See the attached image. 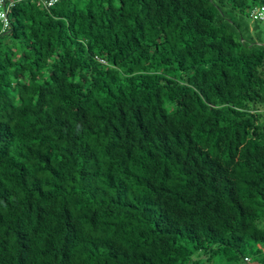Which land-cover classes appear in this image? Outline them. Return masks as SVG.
I'll use <instances>...</instances> for the list:
<instances>
[{"label": "trees", "instance_id": "1", "mask_svg": "<svg viewBox=\"0 0 264 264\" xmlns=\"http://www.w3.org/2000/svg\"><path fill=\"white\" fill-rule=\"evenodd\" d=\"M13 1L0 264H264V0Z\"/></svg>", "mask_w": 264, "mask_h": 264}, {"label": "built area", "instance_id": "2", "mask_svg": "<svg viewBox=\"0 0 264 264\" xmlns=\"http://www.w3.org/2000/svg\"><path fill=\"white\" fill-rule=\"evenodd\" d=\"M56 0H47L45 1V5L51 6L55 3ZM13 0H0V24L2 26V30H5L9 27V19H8V11L13 6ZM251 17L253 19H264V11L262 10H254L251 13Z\"/></svg>", "mask_w": 264, "mask_h": 264}, {"label": "rangeland", "instance_id": "3", "mask_svg": "<svg viewBox=\"0 0 264 264\" xmlns=\"http://www.w3.org/2000/svg\"><path fill=\"white\" fill-rule=\"evenodd\" d=\"M261 29H262L263 37H264V22L261 23ZM261 112L264 113V108L261 109ZM258 226H259L260 228H264V218L258 223Z\"/></svg>", "mask_w": 264, "mask_h": 264}]
</instances>
